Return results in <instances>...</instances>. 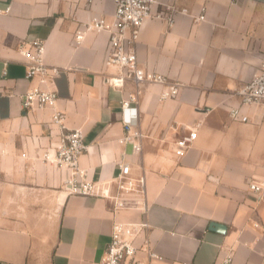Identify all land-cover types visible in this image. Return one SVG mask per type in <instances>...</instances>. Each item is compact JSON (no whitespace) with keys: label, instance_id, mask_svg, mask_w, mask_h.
<instances>
[{"label":"crops","instance_id":"crops-1","mask_svg":"<svg viewBox=\"0 0 264 264\" xmlns=\"http://www.w3.org/2000/svg\"><path fill=\"white\" fill-rule=\"evenodd\" d=\"M157 1L186 12L171 26L147 19L136 57L180 88L159 101L164 85H142L135 154L117 142L121 93L106 81L107 32L90 30L80 46L72 42L92 17L110 21L112 0H0V264H96L114 222L145 223L136 244L145 240L164 264H219L229 248L230 264H264V107L243 109L247 123L228 116L237 105L232 91L264 63V0ZM202 6L205 18L194 23ZM33 39L44 43V63L60 69L46 84L57 94L53 109L21 106L38 81L25 78L18 46ZM55 111L83 133L79 166L87 181L106 183L119 162L143 175L145 213L113 212L106 199L70 193L68 171L42 160L57 145ZM186 128L196 138L176 158L173 142ZM250 181L263 186L259 195ZM210 223L225 231L209 230Z\"/></svg>","mask_w":264,"mask_h":264},{"label":"built area","instance_id":"built-area-1","mask_svg":"<svg viewBox=\"0 0 264 264\" xmlns=\"http://www.w3.org/2000/svg\"><path fill=\"white\" fill-rule=\"evenodd\" d=\"M87 4L92 0H86ZM113 13L109 22L103 17H92L82 24L73 35V45L80 46L87 31H105L108 34L107 54L104 60L106 69L111 71L106 76L107 84L121 93L119 100L120 121L124 134L117 139L120 145L129 144L132 152L140 153L143 134L139 128L138 103L142 93V85H164L159 101L177 96L180 85L168 83L165 76L146 71L138 62L135 53V43L141 26L147 19L163 20L168 26L174 23L179 12L160 4L157 0H112ZM160 5V6H159ZM162 7L163 10L153 7ZM205 7H201L193 22L203 21ZM18 52L24 61L25 78L29 81L37 79L38 85L30 88L21 96V106L24 111H37L54 108L57 94L46 84H52L53 78L60 69L49 67L44 63V43L40 39L24 41L18 46ZM126 87H130L129 90ZM237 100V105L228 109L231 121L247 123L248 116L243 109L248 107H264V63L258 72L247 82L230 94ZM63 115L55 111L52 123L59 127L58 141L51 155L42 154V160L54 165L57 169H66L69 173L65 180L72 194L106 199L111 203L112 211L134 209L146 211V190L143 175H133L127 162L118 163V171L106 183H96L86 180V173L79 166V158L86 151L83 133L80 129H68L63 124ZM196 138V130L186 128L174 142L172 153L174 157H182ZM24 156V155H23ZM251 192L256 195L263 186L253 181L248 183ZM147 225L145 223L114 222L103 255L96 264H164V258L154 251L144 240L136 244L138 236ZM233 250L228 249L221 257L219 264H230Z\"/></svg>","mask_w":264,"mask_h":264},{"label":"water","instance_id":"water-1","mask_svg":"<svg viewBox=\"0 0 264 264\" xmlns=\"http://www.w3.org/2000/svg\"><path fill=\"white\" fill-rule=\"evenodd\" d=\"M209 230H214L217 231L218 233H223L225 231V227L217 223H210Z\"/></svg>","mask_w":264,"mask_h":264}]
</instances>
